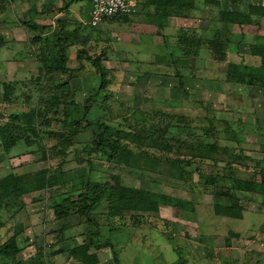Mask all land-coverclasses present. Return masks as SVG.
Instances as JSON below:
<instances>
[{
  "label": "rangeland",
  "instance_id": "1",
  "mask_svg": "<svg viewBox=\"0 0 264 264\" xmlns=\"http://www.w3.org/2000/svg\"><path fill=\"white\" fill-rule=\"evenodd\" d=\"M206 1H198L203 10L191 20L172 23L174 30L167 31L165 47L144 43L136 48L113 41L110 32L101 33V25L75 27L67 63L70 71L50 75L43 73L50 56L43 43L50 36V11L41 10L43 20L33 9L36 0H0V180L11 173L46 169L56 172L61 182L49 192L23 197L15 202L17 209L0 212V221L7 223L0 232V244L14 233L18 235L19 264H33L39 248L40 264H79L69 253L94 227L73 215L65 220L70 229L60 232L54 207L83 192L87 176L93 182L149 192L159 204L157 211L128 213L111 221L107 204L94 214L105 228L101 242L108 240L114 246V252H99L100 264H114V256L119 264H264V196L237 192L244 209L239 220L216 209L229 205L216 189L228 186L224 178L257 185L264 178L260 172L264 170V90L230 84L226 79L229 63L260 65L249 46L264 33V21L260 27L230 28L229 36L223 38L230 41L224 63L203 49L185 57L175 48L180 28L189 35L195 29L209 40L214 31L224 30L217 5H206ZM248 2L264 4V0H246L220 7L246 12ZM29 22L39 28L32 29ZM80 50L103 68V87L90 63L83 60L78 69L76 54ZM162 56L165 61L156 59ZM175 60H185V66ZM5 86L12 89L9 99L4 95ZM72 100L80 106L85 101L93 104L88 120L140 135L143 147L122 141L132 158L129 163L116 164L92 155L89 169L81 161L86 157L82 150L91 143L96 126L77 135L64 129L63 107ZM11 136L20 142L6 154L4 139ZM135 158L139 162L134 163ZM191 158L193 165L185 168V179H178V162ZM140 160L154 162L139 168ZM214 178L216 186H210Z\"/></svg>",
  "mask_w": 264,
  "mask_h": 264
},
{
  "label": "trees",
  "instance_id": "2",
  "mask_svg": "<svg viewBox=\"0 0 264 264\" xmlns=\"http://www.w3.org/2000/svg\"><path fill=\"white\" fill-rule=\"evenodd\" d=\"M208 4L215 3L219 9L218 17L219 22L223 25L224 30L227 32L214 31V37L212 39H206L201 35H198L195 31L192 35H189V31L180 30L175 37L177 49L181 54H192L194 51L199 53L201 49L207 50L213 59L219 63L227 61L228 52L227 41L223 38L229 36V30L234 25H249L260 26V21L264 19V5H249L246 12L238 11H224L220 7L222 3H229L232 6L243 3V0H207ZM149 7L155 9V13L151 16V22L156 25L159 31L164 30L168 25V18L181 17L189 18L191 11L196 10V0H149ZM119 18H126V16H117L106 20L112 21ZM32 21V20H31ZM29 26L36 30L39 28L34 23L29 22ZM56 27L53 28L50 25V36L44 37L43 43L45 47L50 50V56L44 63L43 73L50 75L53 72L66 73L70 71L67 63L70 59L69 49L74 46V33L71 30H67L62 21L56 22ZM45 27V26H44ZM91 27V26H90ZM53 28V29H52ZM92 28V27H91ZM45 29H48L45 27ZM159 34H161L159 32ZM197 47V48H196ZM250 54L253 57L260 59L259 66H249L246 64L229 63L226 70L227 82L234 85H243L254 89L264 90V37L257 36L254 38V43L250 46ZM192 51V52H191ZM158 61H165V58L159 57ZM76 60L78 61V69L82 66L83 60L90 63L93 68L97 69L99 76L101 77V85L104 86V71L101 68L98 60H95L87 55L84 50H80L76 54ZM185 60H175L174 63L185 66ZM101 89V88H100ZM12 89L10 86L4 87L5 98H10ZM100 92L97 91L91 96L90 99H94ZM58 104V100L56 101ZM95 103V102H94ZM93 104H89L85 101L81 106L72 100L70 103H65L63 107V120L61 123L65 130H69L74 135L83 131L91 126H96L92 141L89 145L85 146L82 153L86 156L81 157V161H85L89 169L92 167V155L101 156L116 164L129 163L132 159L129 157V152L126 148L122 147V141H132L136 146L143 147L144 144L140 140V135H133L130 132L123 130H114L113 128L99 123V120H88V115L92 110ZM26 124V123H25ZM28 125V124H27ZM10 130V129H9ZM225 133H229L235 136L233 131L225 129ZM69 138L66 137V141ZM17 137L11 136L4 139V152L9 154L14 147L17 146ZM31 140H27V144ZM29 147V146H28ZM44 154V151H43ZM45 158V155L43 156ZM142 158V156H141ZM140 158V159H141ZM140 160L139 168L150 167L154 161L148 162ZM132 162V161H130ZM139 162L138 158L134 159V163ZM193 160L180 161L177 164V177L180 180L185 179V168L191 167ZM59 169V168H58ZM264 176V170L260 171ZM225 183L228 186L224 188H216L220 196H225L229 200V205L219 206L216 209L221 215L226 217H232L239 220L243 218L244 209L240 206L239 200L236 197L237 192L256 193L264 196V178L260 185L249 183L247 181L239 180L236 178H224ZM216 179L210 182V186H216ZM60 180L58 174L55 172L52 174L49 170L42 169L35 173H28L24 175H15L13 173L8 174L0 180V212L6 211L11 207L16 208L15 202L21 200L23 197L39 193L41 191H50L53 188L60 186ZM230 183V185H229ZM232 183V184H231ZM225 189V190H224ZM167 203H171V199L166 196L163 197ZM18 203V202H17ZM107 204L109 221L114 218H122L128 213H145L158 210V201L154 200L149 192L141 190H129L123 189L120 185L111 186L108 183L102 184L93 182L87 176L84 181L83 192L73 200H68L64 204L60 203L54 207L55 218L61 222L60 232L69 230V223L65 220L69 216H78L79 218H85L89 224L94 227V230H87L84 233L83 242L74 247L69 255L79 264H99L97 253L101 250L110 249L114 252V246L108 240L101 242L100 234L102 229L96 220L94 214L99 211L103 205ZM14 205V206H12ZM175 205V204H174ZM264 206V204H263ZM17 209V208H16ZM7 223L0 221V232H3ZM112 231V229L110 228ZM17 234L10 236L4 243L0 244V264H19L17 257L21 252V247L17 242ZM42 256V248H39L38 254L35 256L33 264H40L38 260ZM114 264H119L117 257L114 256Z\"/></svg>",
  "mask_w": 264,
  "mask_h": 264
},
{
  "label": "crops",
  "instance_id": "3",
  "mask_svg": "<svg viewBox=\"0 0 264 264\" xmlns=\"http://www.w3.org/2000/svg\"><path fill=\"white\" fill-rule=\"evenodd\" d=\"M15 1L18 3L22 0H15ZM137 1H138L137 10L135 13L126 16V18H119L116 20H112L109 23L103 22L100 26L101 28L99 29L101 33L108 35L110 32L111 35L114 37L112 38L113 41H115L116 39V42L135 45L136 48H141L144 45V43H147L148 45H150L149 43H151L152 45L154 44L157 46V48L161 47L162 45L163 47H165L164 41H166V39L169 37V36L166 37L167 31L174 30V28H172V23L174 21L179 22V23L182 21L183 22L189 21L191 20V18H193L195 14L203 10V8L200 7V4L198 3L199 0H196L197 8L196 10L191 11L189 18L170 17L168 18L167 27L164 30L159 31L156 25H154L151 22V16L154 15L155 9L148 6L149 0H137ZM243 1L246 2V0H243ZM207 4L208 2L206 1V5ZM249 5H258V4L248 2L247 7ZM261 5H264V4H261ZM91 8H92V0H64V2H62V0H36L35 5L33 6V9L37 10L36 13H38V15H40L41 19L43 20L45 16H42V14H44L45 12L40 13L41 10L46 9L50 11V18H52L50 25H52L53 28L56 27L54 26L56 25V21L60 20L64 23L66 29L71 30V31H73L75 27H79V28H81L82 26L88 27L87 24L89 22V13L91 11ZM199 8L201 10H199ZM28 12H30V10ZM86 18H88V21ZM263 21L264 19H262L260 23L261 22L263 23ZM234 26H240V25H234ZM241 26H246V25H241ZM180 30H184V29L180 28L178 32ZM262 30H264V27L262 28ZM184 31H188V30H184ZM159 32L161 34H159ZM196 33H197V30H196ZM260 36L264 37V33ZM148 38H151V39L148 40ZM175 48H177V45ZM146 56H152V54L146 55ZM239 86H243V85H239ZM259 90H262V89H259ZM36 194L37 193L31 194V195L33 196ZM17 242H18V238H17ZM99 252L97 253V255H98L99 264H100L101 257H100ZM58 255L60 254H57L55 257H58ZM57 261L58 260L56 259V262Z\"/></svg>",
  "mask_w": 264,
  "mask_h": 264
},
{
  "label": "built area",
  "instance_id": "4",
  "mask_svg": "<svg viewBox=\"0 0 264 264\" xmlns=\"http://www.w3.org/2000/svg\"><path fill=\"white\" fill-rule=\"evenodd\" d=\"M137 4V0H92L88 24L92 28H98L108 19L133 14L137 10Z\"/></svg>",
  "mask_w": 264,
  "mask_h": 264
}]
</instances>
